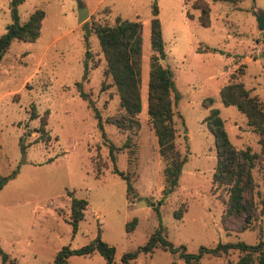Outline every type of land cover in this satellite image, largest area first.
<instances>
[{
  "label": "rangeland",
  "instance_id": "obj_1",
  "mask_svg": "<svg viewBox=\"0 0 264 264\" xmlns=\"http://www.w3.org/2000/svg\"><path fill=\"white\" fill-rule=\"evenodd\" d=\"M9 1L0 0V34L10 21ZM153 1L163 41L164 55L159 61L173 80L174 143L185 156L176 187L159 204L162 160L146 115ZM191 1L22 0L17 5L21 21L36 7L44 15L33 41L14 38L0 56V175L15 169L0 187V251L14 258L15 264H53L61 245H82L98 228L100 238L113 245L114 261L118 262L123 252L142 245L157 225L151 203L158 205L166 237L185 252L217 242L253 244L264 239V211L252 227L242 230H236L237 220H222L226 193L214 189L210 181L215 152L205 121L210 108H216L229 141L258 151L256 133L234 105L223 103L218 90L239 80L250 94L264 100V28L258 30L253 15L255 8L264 11V0H206L207 26L197 22L199 11ZM81 6L87 8V15L78 22ZM115 14L141 22L140 110L138 127L133 129L122 130L105 120L119 110L118 96L110 75L103 73V54L90 28L92 20L111 23ZM203 45L215 49L196 50ZM77 81L98 116L79 95ZM208 96L210 102L204 99ZM31 105L38 114L35 117L29 115ZM46 108L49 138L40 140L36 127ZM126 138L128 145H122ZM108 141L119 146L115 166L130 176L133 192L127 198L125 180L111 171ZM263 167L252 171L257 198H264ZM67 190L87 201L74 232L67 220ZM176 208L181 211L178 219L173 215ZM133 217L135 225L126 232L125 222ZM238 254L235 248L219 255L203 254L196 264H235ZM67 261L103 264V256L95 250L91 255L70 254ZM130 262L185 264L179 251L159 246L149 252L139 250Z\"/></svg>",
  "mask_w": 264,
  "mask_h": 264
},
{
  "label": "trees",
  "instance_id": "obj_2",
  "mask_svg": "<svg viewBox=\"0 0 264 264\" xmlns=\"http://www.w3.org/2000/svg\"><path fill=\"white\" fill-rule=\"evenodd\" d=\"M22 0L9 1L10 21L6 24L5 30L0 34V56L14 38L25 41H33L39 33L41 19L44 15L43 9L34 8L23 21L19 19L17 5ZM235 2L237 0H223ZM190 5L198 9L197 22L202 26L209 24V7L206 0H192ZM149 18V41L152 49L150 55L147 86H146V115L157 142V151L162 160L160 197L157 204L176 187L181 164L185 156L176 148L174 143L173 109L171 90L173 80L167 67L159 61L163 57L161 28L158 18V9L155 1L150 5ZM186 16L192 17L191 12L185 11ZM91 30L96 34L99 48L103 54L105 65L103 73L110 75L115 92L118 96L119 110L115 114L107 116L105 120L113 123L120 129H133L138 127L136 114L140 110L139 98V71H140V28L141 22L138 19H128L115 14L113 21L105 22L92 20ZM214 47L203 45L196 50H214ZM87 54V50H86ZM86 72V68H85ZM231 78L234 76L232 74ZM85 76V73H84ZM79 95L87 101L95 114L98 111L87 93L81 90V82H75ZM219 94L224 104L234 105L245 117L246 124L257 135L258 151L251 150L248 146L237 147L231 143L223 127V121L216 108H210L205 116L206 126L212 133L213 149L215 152V163L211 174L213 188L224 190L226 197L223 199L224 209L221 214L222 220L233 218L237 220L236 230L252 227L254 220L260 212L264 211V198H257L258 191L254 190L255 182L252 171L264 166V100L243 86L239 80L229 81L219 88ZM210 102L211 97H205ZM48 109H44L39 117L36 127L37 139L48 140L49 133L45 128ZM30 117H35L37 112L34 106L30 107ZM104 135V134H103ZM126 138L124 144L128 145ZM21 150L25 144L19 139ZM116 146L108 141V156L112 162L111 171L118 174L125 180L126 198L133 192L132 182L127 172L118 169L115 164ZM262 165V166H261ZM262 169V168H261ZM13 169L7 176L0 175V187L5 179L13 175ZM99 168L95 174L98 176ZM264 178V167L262 170ZM69 195L68 222L72 232L76 230L78 221L83 217L87 201L84 197L75 196L72 190H67ZM220 194V192L218 193ZM257 195V196H256ZM151 203V202H150ZM258 203L260 204L258 206ZM152 204L158 222L149 232L144 243L137 248L127 250L120 256L118 262L114 261V247L100 238L99 228L94 237L86 243L70 247L68 244L61 245L53 255V264H68L67 257L70 254L91 255L95 250L103 256V264H131L130 259L134 258L139 250L149 252L155 246L166 249L170 252L179 251L180 257L185 264H196L203 254L219 255L229 248H235L239 254L235 264H264V239H258L253 244L244 243L241 240L229 242H217L213 246L199 245L194 252H185L181 245H175L166 237L165 226L160 220L157 204ZM175 218L181 217L180 209L173 210ZM136 219L130 218L125 222L126 232L135 225ZM0 264H15V259L10 258L7 253L0 251Z\"/></svg>",
  "mask_w": 264,
  "mask_h": 264
},
{
  "label": "water",
  "instance_id": "obj_3",
  "mask_svg": "<svg viewBox=\"0 0 264 264\" xmlns=\"http://www.w3.org/2000/svg\"><path fill=\"white\" fill-rule=\"evenodd\" d=\"M87 15V8L85 6H81L77 10V21L80 22ZM253 15L256 21V27L258 30H262L264 28V11L260 8H255L253 10Z\"/></svg>",
  "mask_w": 264,
  "mask_h": 264
}]
</instances>
